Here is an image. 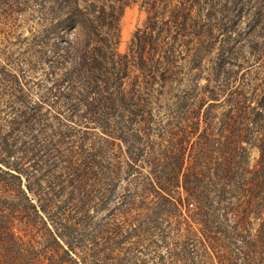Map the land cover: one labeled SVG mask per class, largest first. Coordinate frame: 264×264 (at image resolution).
I'll return each instance as SVG.
<instances>
[{"label": "trees", "instance_id": "16d2710c", "mask_svg": "<svg viewBox=\"0 0 264 264\" xmlns=\"http://www.w3.org/2000/svg\"><path fill=\"white\" fill-rule=\"evenodd\" d=\"M134 1L0 0V264H253L264 251V91L225 69L233 28L248 16L254 32L264 0H142L147 21L121 51ZM31 10L19 56L7 44ZM45 154L66 155L56 178ZM156 235L170 258L140 256Z\"/></svg>", "mask_w": 264, "mask_h": 264}, {"label": "rangeland", "instance_id": "374dc122", "mask_svg": "<svg viewBox=\"0 0 264 264\" xmlns=\"http://www.w3.org/2000/svg\"><path fill=\"white\" fill-rule=\"evenodd\" d=\"M176 2L177 0H172L171 6L174 5ZM206 5L207 4H205V7ZM29 14L33 15L34 12L31 10L30 12H28V14H20L21 25L19 26L17 31L12 35V37L10 38V42L7 44L9 49L15 51L19 56L21 53L20 52L21 46L19 44V40L24 36V33L25 34L29 33L28 29H31L35 25L34 24L35 22H33L32 19L28 18ZM37 15H38V11H36V13L34 14L35 19ZM148 15L149 12L146 6L143 5L142 0L134 1L125 9L121 22L122 24L121 41L119 44V49L121 51L127 50L134 32L139 27H144ZM249 22L250 21L248 16L242 17V20H240L239 25L233 28L234 32L232 38V47L234 48H233V52L227 55L228 58L225 69L229 73H231V75H233L234 78L232 81L233 85H236V83L239 80L241 82L246 81L251 84L248 87V90L250 92L254 93L255 89H257L259 93H262L264 91V18L259 22L258 28H256L254 32L252 31V33H250ZM226 32L227 31L225 29L217 30L215 32V36L213 37L216 42L214 48V56L218 55V52L220 51V45L223 43V39L227 36ZM251 43L252 44L254 43L253 47L249 46L251 45ZM35 94L36 93L34 91V97H36ZM6 99L7 98L0 101V103H2L1 105L3 109H6V101H7ZM30 134L31 131H29V133L26 135L30 136ZM65 157L59 155L56 158V154L55 155L45 154L44 159L54 164V167H52V169L49 171L51 178H56L57 175L63 173L61 168H57L56 163L58 159L63 160L65 159ZM259 158H260L259 148L256 146L252 147L251 164L253 166L256 165ZM54 188L56 189V191L60 192L59 193L60 196L58 198L57 203L63 204V201L66 200L67 197V195L65 194L66 192L62 193L64 188L60 184H56V182ZM98 216L104 218L107 217V215H105V211L103 210L99 211ZM178 238L179 235L177 233L172 232L170 234L169 241L172 243L171 246L174 245V242L177 241ZM153 241L154 243L152 245L151 244H149V246L147 245L146 253L140 252V256L141 257L149 256L150 258L154 257L155 259V256L161 253L170 258L171 249L168 246V244H166L164 238L160 235H156L153 237V240L149 239L145 241V243L148 244L149 242H153ZM40 248L41 246L39 245L37 248L34 249V252L32 253V258L29 259L31 260V262L35 261L36 257L40 252ZM0 249L1 251L5 250L4 244L0 243ZM252 256L255 257V261L253 264H264V251H257L256 253H253ZM150 264H155V262L152 261Z\"/></svg>", "mask_w": 264, "mask_h": 264}]
</instances>
